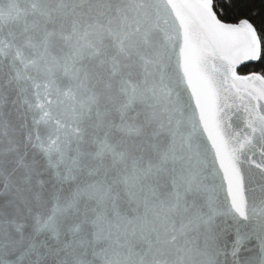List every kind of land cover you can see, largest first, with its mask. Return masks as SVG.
Returning a JSON list of instances; mask_svg holds the SVG:
<instances>
[{"label": "water", "instance_id": "95a60500", "mask_svg": "<svg viewBox=\"0 0 264 264\" xmlns=\"http://www.w3.org/2000/svg\"><path fill=\"white\" fill-rule=\"evenodd\" d=\"M262 49L212 0H0V264H264Z\"/></svg>", "mask_w": 264, "mask_h": 264}, {"label": "trees", "instance_id": "16d2710c", "mask_svg": "<svg viewBox=\"0 0 264 264\" xmlns=\"http://www.w3.org/2000/svg\"><path fill=\"white\" fill-rule=\"evenodd\" d=\"M213 11L219 20L228 25L246 21L256 30L260 38L262 55L256 65L242 68L240 75L259 74L264 78V0H212Z\"/></svg>", "mask_w": 264, "mask_h": 264}]
</instances>
